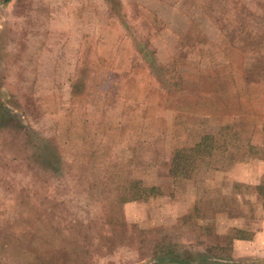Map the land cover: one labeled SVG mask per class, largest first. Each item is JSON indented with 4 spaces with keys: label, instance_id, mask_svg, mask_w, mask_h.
Instances as JSON below:
<instances>
[{
    "label": "rangeland",
    "instance_id": "1",
    "mask_svg": "<svg viewBox=\"0 0 264 264\" xmlns=\"http://www.w3.org/2000/svg\"><path fill=\"white\" fill-rule=\"evenodd\" d=\"M0 264H264V0H0Z\"/></svg>",
    "mask_w": 264,
    "mask_h": 264
},
{
    "label": "crops",
    "instance_id": "2",
    "mask_svg": "<svg viewBox=\"0 0 264 264\" xmlns=\"http://www.w3.org/2000/svg\"><path fill=\"white\" fill-rule=\"evenodd\" d=\"M62 31H64V29H62ZM64 34V33H63ZM59 40H62V42H58ZM57 44H58V46L57 47H71V42H69V40H65L64 38H62V39H57ZM77 46V45H76ZM258 235L256 234V237H257ZM255 237V238H256ZM251 241V240H250ZM240 242H244V243H246V244H249V240H241Z\"/></svg>",
    "mask_w": 264,
    "mask_h": 264
},
{
    "label": "trees",
    "instance_id": "3",
    "mask_svg": "<svg viewBox=\"0 0 264 264\" xmlns=\"http://www.w3.org/2000/svg\"><path fill=\"white\" fill-rule=\"evenodd\" d=\"M135 198H137V197H135ZM140 198H143V197H140ZM154 256H156V255H154ZM188 262L190 261V259H186Z\"/></svg>",
    "mask_w": 264,
    "mask_h": 264
}]
</instances>
